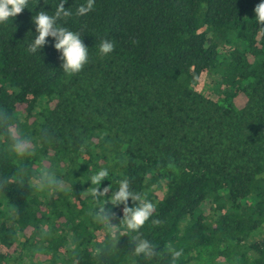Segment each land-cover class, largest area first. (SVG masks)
Masks as SVG:
<instances>
[{
	"label": "trees",
	"instance_id": "16d2710c",
	"mask_svg": "<svg viewBox=\"0 0 264 264\" xmlns=\"http://www.w3.org/2000/svg\"><path fill=\"white\" fill-rule=\"evenodd\" d=\"M86 2L57 21L88 47L73 74L52 37L30 51L59 0L0 23V264H264L259 0ZM121 179L127 206L153 204L137 232L110 203Z\"/></svg>",
	"mask_w": 264,
	"mask_h": 264
},
{
	"label": "clouds",
	"instance_id": "9594fccd",
	"mask_svg": "<svg viewBox=\"0 0 264 264\" xmlns=\"http://www.w3.org/2000/svg\"><path fill=\"white\" fill-rule=\"evenodd\" d=\"M65 0H59L56 6L55 13L50 15L48 11H38L32 21L35 25L36 35L31 44L30 51L35 53L48 43V37L54 39V47L60 53L62 61L61 67L66 73L73 74L79 72L84 64L88 61V47L83 43L81 34L60 26L57 21L62 17H67L72 13L64 7ZM29 0H0V23L13 20L17 14L21 13L25 8H29ZM94 0H87L86 4L78 8V14L86 15L93 9ZM254 20L257 24L264 23V0H259L254 7ZM114 50V43L111 40H103L99 45V53L101 56H106ZM26 148H20V151H25ZM109 176V171L106 168L100 169L89 179L92 185L99 186L101 181ZM107 189H104L106 192ZM93 196L103 195L98 187H93L91 190ZM139 201L140 197L130 189L129 180L121 179L116 191L113 192L110 198V203L113 205L123 204L124 208V223L128 230L137 232L148 219L152 216L153 204L145 200L135 206L129 207L128 200ZM137 255L144 253L152 255V246L147 240H139L135 248ZM179 252L176 253L179 256Z\"/></svg>",
	"mask_w": 264,
	"mask_h": 264
}]
</instances>
